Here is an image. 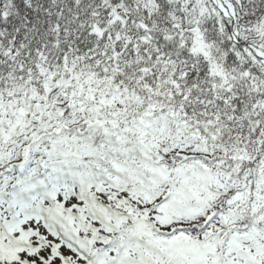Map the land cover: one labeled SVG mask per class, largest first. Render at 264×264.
Returning a JSON list of instances; mask_svg holds the SVG:
<instances>
[{"label": "snow or ice", "instance_id": "1", "mask_svg": "<svg viewBox=\"0 0 264 264\" xmlns=\"http://www.w3.org/2000/svg\"><path fill=\"white\" fill-rule=\"evenodd\" d=\"M0 264H264V0H0Z\"/></svg>", "mask_w": 264, "mask_h": 264}]
</instances>
